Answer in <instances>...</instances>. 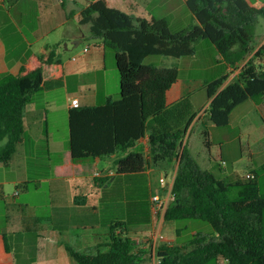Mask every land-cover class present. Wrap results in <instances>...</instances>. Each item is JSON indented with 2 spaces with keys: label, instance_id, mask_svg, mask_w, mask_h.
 Masks as SVG:
<instances>
[{
  "label": "trees",
  "instance_id": "obj_1",
  "mask_svg": "<svg viewBox=\"0 0 264 264\" xmlns=\"http://www.w3.org/2000/svg\"><path fill=\"white\" fill-rule=\"evenodd\" d=\"M186 2L199 24L179 33L171 31L166 19L134 17L105 0L91 3L81 12V24L90 25L92 34L115 53L120 98L110 97L100 106L76 107L70 115V149L75 163L119 155L114 174L94 178L101 190L98 222L108 229L110 239L99 243L94 252L69 247L79 264H137L132 230L150 226L161 216L154 213L149 171L175 161L179 165L172 187L174 199L165 220L205 221L211 224L214 235L206 238L196 233L186 245H160L156 251L159 264H264V194L258 172L229 185L202 169L185 143L197 115L185 120V98L172 106L167 102L180 69L145 63L152 55H195L197 43L208 40L232 68L206 85L212 122L219 127L229 125L232 112L249 100L264 108V65L253 57L264 41V0ZM58 48L44 46L28 58L17 75L0 74V163L9 165L24 141L25 110L31 97L46 85V73L58 71L53 81L64 77ZM259 49L264 51V45ZM235 70L240 72L230 80ZM147 135L149 157L136 149ZM204 136L211 148L210 132L206 130ZM32 184L27 183L28 188ZM234 186L239 188L235 199L230 194ZM177 229L180 236L183 229ZM13 234L22 233L5 234L9 252L13 251ZM36 253L23 264H32ZM17 258L21 264L18 254Z\"/></svg>",
  "mask_w": 264,
  "mask_h": 264
},
{
  "label": "crops",
  "instance_id": "obj_2",
  "mask_svg": "<svg viewBox=\"0 0 264 264\" xmlns=\"http://www.w3.org/2000/svg\"><path fill=\"white\" fill-rule=\"evenodd\" d=\"M95 1L97 0H0V74H19L28 58L38 54L46 45H58V52L64 61V77L60 81H53L58 71L46 73V85L31 97L24 114L25 135L31 138V145L34 146L35 141H38V148L40 143L46 140L49 155L61 156V160L54 164L55 177L51 179L53 211L48 218L51 219L52 225L45 227L42 223L43 217H35L33 214L28 222L22 214L24 205L28 204L20 205L21 212L17 211L18 216L12 218L11 226L0 231V264H19L18 252L14 249L25 250V261L29 260L28 256L32 250H37L36 260L32 264H79L68 248L79 250L83 242L87 243V237L82 236L83 229L97 232L94 241L91 239L92 247L89 249L95 246L97 248L99 243L108 241V238H104L107 234L99 232L100 188L95 184L94 178L97 173L105 176L115 171V161L119 155L75 163L70 149V115L71 111L75 110L73 99H78L80 106L85 107L103 105L110 97L114 100L120 98L115 53L105 47L102 38L92 34L90 25H82L80 22L82 10ZM105 1L109 6L134 17L166 19L171 28L173 19L183 24V19L177 16L178 0ZM180 9L189 14L186 0H181ZM190 14L193 23L196 20L199 24L193 13ZM192 25L194 24L190 26ZM83 44V49L77 50ZM66 56L69 58L65 59ZM217 56L223 61L221 55L217 53ZM231 70L232 68L228 67V71ZM112 82L114 90L110 87ZM205 83L202 79L179 78L167 94L168 104L172 106L196 90L205 88ZM210 102L209 100L207 103L208 108ZM57 119L63 122L61 128L65 131V136L62 138L58 133L60 125L56 124ZM200 119L201 117L197 116L192 125ZM28 137L18 145L8 166L0 163V200L5 202V192L9 187L18 188L21 185L17 191L20 196L23 189H29L27 183H37L39 186L40 182L31 177L30 169L23 160L21 164L15 163L20 152L25 153L24 146ZM148 139L149 135L136 146L137 150H143L147 156ZM164 164L159 166L163 167ZM154 168L155 166L150 169L149 175ZM177 169L178 165L174 170L175 176ZM6 204L9 210L14 205L7 202ZM27 207L30 210V206ZM163 218L161 216L158 229L153 231L160 232ZM157 220L155 218L152 225ZM30 230L37 237V244L34 243L32 249L28 246V237L23 238L24 232ZM18 232H22V235H17L20 248L11 245L13 251L9 252L5 234Z\"/></svg>",
  "mask_w": 264,
  "mask_h": 264
},
{
  "label": "rangeland",
  "instance_id": "obj_3",
  "mask_svg": "<svg viewBox=\"0 0 264 264\" xmlns=\"http://www.w3.org/2000/svg\"><path fill=\"white\" fill-rule=\"evenodd\" d=\"M180 6L181 0H178L179 11L177 16L183 19V24L173 19V26L172 28L170 27L173 33L182 32L181 30L189 28L191 24H197L196 20L193 23L190 10H187L189 13L187 15L182 12ZM261 24L264 25V19H261ZM202 41L197 43V52L195 55L181 58L152 55L147 57L145 63L166 67H178L180 69L179 78L202 79L206 82L205 88H201L196 90L193 94H190L185 98L182 104V107H185V120H188L194 115L201 117L200 121L192 125L188 131L186 141V144L188 143V150L202 169L212 171L229 185H235L238 181H245L248 174L258 172L259 183L262 193L264 194V109L255 101L249 100L238 106L232 112L229 125L219 127L212 122L210 107L208 108L209 105L207 104L209 98L206 85L208 82L227 73L228 66L224 60L222 61L219 59L220 56H217L218 52L210 41ZM84 45L85 44L77 48V50L83 49ZM263 45L264 41L260 42L253 54L255 61L261 65H264V51L259 48ZM258 53H260V55H258ZM68 58V56L65 57V59ZM239 72L240 70H235L230 80L235 79ZM110 87L111 90H114L113 82ZM56 124L60 125L58 133L62 138L65 136V131L61 128L63 122L61 119H57ZM206 130L210 132L209 140L211 142V148H208L206 145V138L204 136ZM25 137L28 136L25 135ZM30 139V137H28V139L26 138L24 146L26 151L25 153L20 152L19 158L15 163L16 165L21 164V160H23L24 164L28 165L30 169L31 177L37 179L40 183L38 182L39 186L37 183L30 185L28 190L23 189L20 196L18 195L17 187L13 186L6 189V202L14 205L9 210L6 202L0 200V231L7 226H11L10 222L14 216H18L17 211H20V205L22 204H28L24 205L22 209V214L26 217L28 222L33 214L35 217H43L42 223H44L45 227L52 225L51 219L48 218L52 215L53 211V203L51 202L50 196L51 179L55 177L53 171L54 164L61 160V156L54 154L49 155L47 151L48 143L46 140L42 141L37 148L38 141H35V145L32 146ZM177 165H179V161H175L172 165L165 163L163 167L156 166L154 168L150 174L153 195L160 193L163 199H168V190L173 186L175 179L174 170ZM161 176L166 178L165 185H162L160 182ZM10 177L11 176H9V178ZM230 194L231 198H237L239 195V188L237 186L232 187ZM171 200L170 198L169 202H171ZM27 206H30V210L27 209ZM160 218L161 216L159 218L157 217L158 220L154 225L136 227L132 230V238L137 241L136 252L139 255L137 264H159L156 251L162 244L186 245L185 243L192 240L196 233H201L206 238L214 235V230L208 222L201 220L173 222L163 218L160 234L164 235L165 239H159L155 242L151 239L155 234L153 230L156 228L158 229ZM178 227L183 229L180 236L178 234ZM100 229L99 232L107 234V228L101 227ZM24 233L23 238L28 237L29 239V248H34L33 244H37L36 235L33 234L32 230ZM96 233L95 230L88 232L83 229L82 236H86L88 241L87 243L83 242L79 250L94 252L96 246L92 249L89 248L92 247L91 242L94 241ZM10 237L11 245L20 248L17 234H13ZM104 238H109V236L105 235ZM188 249H191V247ZM14 251L16 253L18 252L21 260L20 263L23 264L25 257H27L25 250L14 249ZM34 253L35 250H32L28 258L32 257ZM42 254L43 252L41 255ZM26 261L28 262V260ZM212 264L216 263L214 262ZM220 264L226 263L221 261Z\"/></svg>",
  "mask_w": 264,
  "mask_h": 264
},
{
  "label": "built area",
  "instance_id": "obj_4",
  "mask_svg": "<svg viewBox=\"0 0 264 264\" xmlns=\"http://www.w3.org/2000/svg\"><path fill=\"white\" fill-rule=\"evenodd\" d=\"M72 105L75 108L79 107L80 106V101L78 99H73ZM107 174L108 175H112V174H114V171H111V172H109ZM96 176H103V175H102V173H97ZM249 176H251V175H249ZM160 182H161L162 185H165L166 184V178L162 177ZM170 198L172 200L174 199V196H173V193H172V188H170L168 190V199H163L161 197L160 193H157V194L153 195L154 213L156 215L158 213H161V216L164 217V214H165V212H166V210H167V208H168V206L170 204V202H169ZM168 202H169V204H168ZM159 239H165L164 235L160 234V232H155V234L153 235V238L151 240L157 242Z\"/></svg>",
  "mask_w": 264,
  "mask_h": 264
}]
</instances>
